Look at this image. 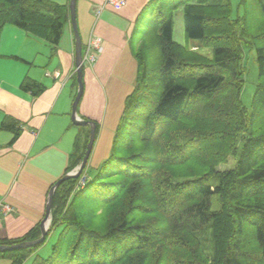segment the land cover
<instances>
[{
	"label": "trees",
	"instance_id": "obj_1",
	"mask_svg": "<svg viewBox=\"0 0 264 264\" xmlns=\"http://www.w3.org/2000/svg\"><path fill=\"white\" fill-rule=\"evenodd\" d=\"M179 8L185 38L210 48L211 58L174 41ZM146 9L152 17L132 46L135 82L108 159L94 176L85 168L55 190L43 243L0 258L11 264H264V0H238L235 14L231 0H151ZM69 21V3L0 0V36L10 25L53 51ZM245 50L254 51L257 65L249 110L240 100ZM20 89L34 97L45 90L29 78ZM0 130L12 133L10 144L21 132L8 118ZM84 131L64 174L82 161L89 127ZM229 159L232 168L218 170ZM56 232L50 254L39 256ZM39 236L33 228L0 245Z\"/></svg>",
	"mask_w": 264,
	"mask_h": 264
},
{
	"label": "crops",
	"instance_id": "obj_2",
	"mask_svg": "<svg viewBox=\"0 0 264 264\" xmlns=\"http://www.w3.org/2000/svg\"><path fill=\"white\" fill-rule=\"evenodd\" d=\"M104 1L76 0V25L83 49L92 34L102 39L97 62L83 67V95L77 110L81 119L98 126L106 120L116 123L122 97L133 90L134 40L151 0H126L119 11L105 6ZM51 2L65 5L69 0ZM74 51L70 21L53 51L16 27L7 25L1 33L0 123L11 119L21 132L10 144L12 133L0 130V202L13 209L6 215L0 210V241L21 238L33 228L40 231L49 190L65 175L76 139L85 134L86 127L71 121L77 91ZM25 78L45 90L37 97L23 92L20 85ZM0 264L11 261L0 258Z\"/></svg>",
	"mask_w": 264,
	"mask_h": 264
},
{
	"label": "rangeland",
	"instance_id": "obj_3",
	"mask_svg": "<svg viewBox=\"0 0 264 264\" xmlns=\"http://www.w3.org/2000/svg\"><path fill=\"white\" fill-rule=\"evenodd\" d=\"M52 1V0H51ZM238 0H231L232 6H233V14L236 12V5ZM174 24H173V39L176 43L179 45L186 47L191 50H195L196 53L205 56L206 58H211L212 51L210 48L202 47L200 42L197 40H191L186 39L184 34V20H183V10L182 8L177 9L174 12ZM152 17V12L149 10H146L143 14V17L141 18L137 30H136V39L134 40L135 45L137 46L139 43V37L143 31V28L148 27V24L150 23V18ZM134 45V46H135ZM135 63V61L133 60ZM242 66L244 68V84L240 95L241 104L244 108L247 110L250 109L252 99H253V93L255 91L256 85H257V65L255 62V53L254 51H244L243 57H242ZM136 65V64H135ZM131 91L126 94L122 95V105L121 108L118 109V115H117V121L116 123L110 124L111 120L109 122L106 120L104 125L99 124L98 126V133L96 135L94 145L92 148V152L90 155V158L87 163V167L85 169V174L87 176H94L97 172V169L102 165V163L108 159L110 153H111V147H112V141L114 137V133L116 130V127L119 122V118L121 116V113L123 111V101L127 95H129ZM110 111V108L107 109V113ZM107 116V115H106ZM71 152V149L68 150V153ZM234 163L231 159H229L228 164L226 165H220L218 167V170L223 171L232 168ZM87 179V178H86ZM215 182V181H214ZM218 199L216 196L213 197V210H218L219 208ZM56 233H53L45 243V245L37 252V254L41 257H46L50 254V248L51 245L55 242L56 239ZM207 242V241H206ZM205 242V243H206ZM24 264H31V259L27 260Z\"/></svg>",
	"mask_w": 264,
	"mask_h": 264
},
{
	"label": "water",
	"instance_id": "obj_4",
	"mask_svg": "<svg viewBox=\"0 0 264 264\" xmlns=\"http://www.w3.org/2000/svg\"><path fill=\"white\" fill-rule=\"evenodd\" d=\"M69 14H70V24L74 34L75 39V51H74V62H75V74L77 81V92L72 104L71 111V121L73 125L77 127H89V140L86 146V150L84 156L82 158L81 163L75 167L72 171L66 173L63 177H61L49 190L47 195V203L45 208V215L42 221L40 222V237L34 241L22 242L11 246L0 245V253L12 252L17 250L28 249L32 247H36L37 245L44 242L48 229L51 223V209H52V200L54 196L55 190L65 181L70 179H76L80 177L83 170L86 168L88 160L90 158L92 148L95 141V123L89 120H83L77 115L78 104L83 95V51H82V43L77 30L76 25V0L69 1Z\"/></svg>",
	"mask_w": 264,
	"mask_h": 264
},
{
	"label": "built area",
	"instance_id": "obj_5",
	"mask_svg": "<svg viewBox=\"0 0 264 264\" xmlns=\"http://www.w3.org/2000/svg\"><path fill=\"white\" fill-rule=\"evenodd\" d=\"M104 4L107 7L119 11L125 7L126 0H105ZM101 49H102V39L96 36L95 34H92L89 37V40L83 52V62H82L83 67L93 66L98 60V56L101 52ZM85 182H86V177L83 176L78 184V187L79 188L83 187ZM0 210L5 215L13 211V209L10 206L4 205L2 204V202H0Z\"/></svg>",
	"mask_w": 264,
	"mask_h": 264
},
{
	"label": "bare ground",
	"instance_id": "obj_6",
	"mask_svg": "<svg viewBox=\"0 0 264 264\" xmlns=\"http://www.w3.org/2000/svg\"><path fill=\"white\" fill-rule=\"evenodd\" d=\"M87 177V176H86ZM87 180V179H86ZM166 191V190H165ZM150 204V203H149Z\"/></svg>",
	"mask_w": 264,
	"mask_h": 264
}]
</instances>
